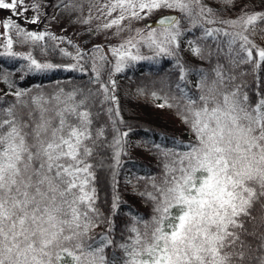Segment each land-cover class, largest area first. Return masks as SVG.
<instances>
[{
    "label": "snow or ice",
    "instance_id": "1",
    "mask_svg": "<svg viewBox=\"0 0 264 264\" xmlns=\"http://www.w3.org/2000/svg\"><path fill=\"white\" fill-rule=\"evenodd\" d=\"M0 12V264H264V0Z\"/></svg>",
    "mask_w": 264,
    "mask_h": 264
},
{
    "label": "trees",
    "instance_id": "2",
    "mask_svg": "<svg viewBox=\"0 0 264 264\" xmlns=\"http://www.w3.org/2000/svg\"><path fill=\"white\" fill-rule=\"evenodd\" d=\"M6 59L0 57V63H5ZM150 71V65L147 62H141L138 64L136 67L127 70L125 76L126 80L127 78H132L135 79V77L142 76L145 73H148ZM63 78V77H60ZM122 81V82H126ZM145 115L151 117L159 127H167L169 129H173L172 122L164 115H160L157 117L152 111H151V105H146L144 108V113Z\"/></svg>",
    "mask_w": 264,
    "mask_h": 264
},
{
    "label": "rangeland",
    "instance_id": "3",
    "mask_svg": "<svg viewBox=\"0 0 264 264\" xmlns=\"http://www.w3.org/2000/svg\"><path fill=\"white\" fill-rule=\"evenodd\" d=\"M0 15H3V13H2V12H0Z\"/></svg>",
    "mask_w": 264,
    "mask_h": 264
}]
</instances>
